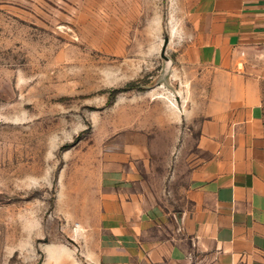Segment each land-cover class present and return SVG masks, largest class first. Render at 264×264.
<instances>
[{
  "label": "rangeland",
  "instance_id": "374dc122",
  "mask_svg": "<svg viewBox=\"0 0 264 264\" xmlns=\"http://www.w3.org/2000/svg\"><path fill=\"white\" fill-rule=\"evenodd\" d=\"M189 5L0 0V264H94L93 193L112 162H134L153 192L171 191L151 200L178 207L188 168L167 144L193 126L175 117L195 106ZM161 115L179 121L160 133Z\"/></svg>",
  "mask_w": 264,
  "mask_h": 264
},
{
  "label": "crops",
  "instance_id": "0c3cea01",
  "mask_svg": "<svg viewBox=\"0 0 264 264\" xmlns=\"http://www.w3.org/2000/svg\"><path fill=\"white\" fill-rule=\"evenodd\" d=\"M189 1L181 55L196 73L195 106L175 117L193 126L167 144L188 168L180 204L153 202L171 191L153 192L134 162L105 166L89 227L94 264H264V0ZM175 120L161 115L159 132Z\"/></svg>",
  "mask_w": 264,
  "mask_h": 264
},
{
  "label": "water",
  "instance_id": "95a60500",
  "mask_svg": "<svg viewBox=\"0 0 264 264\" xmlns=\"http://www.w3.org/2000/svg\"><path fill=\"white\" fill-rule=\"evenodd\" d=\"M169 41H170V38H169V37H166V38H165L164 45H163V49H162V56L165 57L167 61H170V60H171V59L166 55V51H167V47H168Z\"/></svg>",
  "mask_w": 264,
  "mask_h": 264
}]
</instances>
